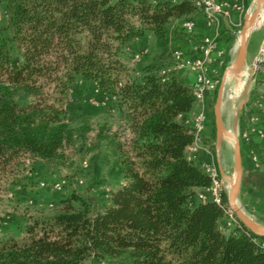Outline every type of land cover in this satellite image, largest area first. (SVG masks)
<instances>
[{"label":"trees","instance_id":"obj_1","mask_svg":"<svg viewBox=\"0 0 264 264\" xmlns=\"http://www.w3.org/2000/svg\"><path fill=\"white\" fill-rule=\"evenodd\" d=\"M3 1L0 208L7 186H31L25 160L64 159L77 84L112 102L126 128L99 130L110 173L123 181L102 208L77 193L62 198L53 215L29 218L22 236L0 240V264H264V236L242 224L222 230L228 195L222 205L198 198L212 180L188 154L195 82L184 69L123 60L148 35L167 47L168 26L201 13L192 0ZM246 109L241 118L250 120L256 112Z\"/></svg>","mask_w":264,"mask_h":264},{"label":"rangeland","instance_id":"obj_2","mask_svg":"<svg viewBox=\"0 0 264 264\" xmlns=\"http://www.w3.org/2000/svg\"><path fill=\"white\" fill-rule=\"evenodd\" d=\"M217 2L223 3L222 1ZM245 2L243 3L244 6L240 5L241 18L235 16L234 11L229 9V17L221 19V25L226 21L230 29L223 31L220 25V38L217 40V47L211 54V62L208 65L206 73L208 79L213 81L217 86H220L227 68L237 58L239 49H236V44L244 25L245 16L252 13L255 8V0H248L247 6H245ZM7 19L8 14L5 2L0 0V26L6 24ZM185 22V19L174 21L168 26L171 40L167 47H159L155 36L148 35L143 41H134L126 50L123 60L130 68L153 63L164 68H176L173 56L174 52L181 50L187 56V47L190 45V41L193 40V34L187 33L183 29ZM214 31H212V34L209 33L206 37L197 40L198 49H196V52H202L201 48H204L205 39L214 36ZM222 34L224 35L222 36ZM221 36H230V44L226 48L220 46ZM262 52H264V8L259 23L250 36L247 64L244 67L247 71L255 69L256 72L252 74L248 71L250 76L247 82L242 84L241 90L239 89L237 93L236 86L238 82L233 81L227 83L225 86L222 107L223 121L227 129L238 137L240 113L244 108H247V113L254 110L260 116H264V71L260 69L261 64L256 66L262 57ZM196 55L192 58L199 57ZM186 72L190 75L192 81L196 82L197 75L189 70H186ZM72 96L77 100L67 120L70 128L76 131L72 144L65 149V157L62 160L51 163L38 162L34 163V165H32V160H25L26 166L33 168L32 172L27 170L32 183L27 189L22 186H7L0 208L1 218L5 219L0 224V240L12 236H22L24 232L21 228L25 226L29 218L53 215L58 209L59 201L72 193L83 196L90 202L93 210H98L106 202V194L118 189L122 185L123 181L115 178L110 173L112 168L110 150L104 137L99 135V130L104 124L107 126V129L113 131L125 129L126 126L121 114L116 111L112 102L98 95L95 88L90 84H77ZM215 104L216 98L213 91L208 94L206 99L207 118L209 119H207V124L210 123L212 126V133H208L205 129L202 138L203 143L212 149V154L214 155H216L215 146L217 140L214 132ZM241 105H243L242 110H240ZM222 140L224 142L230 141L229 144L231 149H233L231 139L223 136ZM220 156L221 166L223 167L226 165L224 160L227 157V151H220ZM229 156L231 160V151ZM85 163L88 164V167L85 166ZM229 171L230 174L227 175V178H223V191L228 190L230 183V186L234 184L235 170L231 168ZM57 183L63 184L62 190L57 191L54 189ZM238 203L243 211H245L239 201V197ZM256 219H258L257 221L259 222L257 223L259 225L264 226V219L260 217ZM234 229L231 228L230 231L224 232L229 234ZM101 264L119 263L109 261Z\"/></svg>","mask_w":264,"mask_h":264},{"label":"built area","instance_id":"obj_3","mask_svg":"<svg viewBox=\"0 0 264 264\" xmlns=\"http://www.w3.org/2000/svg\"><path fill=\"white\" fill-rule=\"evenodd\" d=\"M156 1V0H153ZM193 4L200 10L203 17L207 20L209 28L215 30L214 36L208 37L204 41V48L202 49V57L196 60L188 59L181 50H176L173 54L174 60L176 62V69L189 70L197 75L196 82L194 84L193 94L195 97V115L193 119V132L195 135V141L193 145L189 148L188 154L190 159L196 160L199 156H212V149L203 143V134L207 125V109H206V99L207 94L213 92L217 85L208 79L207 69L211 62V54L217 47V40L219 36V28L221 25V19L224 17H229L228 10L232 8L240 9L239 4H224L219 3L217 0H192ZM195 21L188 20L183 24V29L187 33H192L195 29ZM168 74V72H164ZM259 116L255 115L251 117L250 121L254 125L251 132L239 133V139L243 143H250L252 134H257L259 137L264 138V129H259L256 124L259 122ZM88 167V164L85 163ZM205 172L210 176L212 180V185L198 193L199 200L206 202L211 200L218 205H222L223 192L229 194L231 184H229L228 190L223 191V177L219 170V167L215 164L208 165L202 164ZM62 183H57L54 189L60 191L63 189ZM240 221L238 220L234 210L229 206L225 209V219L222 222V230L230 231L231 228H237L240 226Z\"/></svg>","mask_w":264,"mask_h":264},{"label":"crops","instance_id":"obj_4","mask_svg":"<svg viewBox=\"0 0 264 264\" xmlns=\"http://www.w3.org/2000/svg\"><path fill=\"white\" fill-rule=\"evenodd\" d=\"M222 1L225 4H239V6L248 0H217ZM244 6V5H243ZM233 10L234 15L241 18L240 9H235L233 6L231 8ZM243 12V11H242ZM232 21L230 20V23ZM195 29L192 32L193 40L190 41V45L187 47L186 57L190 60H196L202 57V52H196L198 49V45L196 44L201 38L206 37L209 33H213V29L208 27L207 20L200 13L195 18ZM232 24V23H231ZM225 28H224V27ZM223 27V29H222ZM230 29L228 27V22H224L221 25V30ZM224 34H222L223 36ZM228 35V33H226ZM221 36V37H222ZM230 36H225L221 38L220 46L222 48H226L230 44L229 41ZM220 38V37H219ZM219 46V48H220ZM194 48V49H193ZM195 51V53H194ZM198 55L197 58L195 55ZM196 55V56H197ZM216 63V62H215ZM254 111V110H253ZM258 111V110H257ZM256 112V111H255ZM242 113V112H241ZM240 113V115H241ZM195 115V110L188 115L187 123L193 125V119ZM259 116V122L256 124V127L259 129H264V116H260L257 112L254 114ZM209 120V119H208ZM208 122V121H207ZM239 133L242 132H251L254 125L251 123L249 119H243L240 116V124H239ZM206 130L208 133H212V126L207 124ZM242 147V165H243V173L241 180V187L239 193V201L243 206L246 214L250 216L256 223L258 217L264 219V138L259 137L257 134H252L251 141L248 144L243 143ZM216 155L212 156H199L196 160L201 162L202 164L212 165L215 164L219 167L221 175L223 178H226L227 175L230 174V169H234V148L231 149L229 142H224V140L218 141L216 140L215 146ZM220 151L226 152L227 157H225V163L223 167L221 166V156ZM230 151L232 154V158L230 160Z\"/></svg>","mask_w":264,"mask_h":264},{"label":"water","instance_id":"obj_5","mask_svg":"<svg viewBox=\"0 0 264 264\" xmlns=\"http://www.w3.org/2000/svg\"><path fill=\"white\" fill-rule=\"evenodd\" d=\"M258 2H259V6L257 7V9L252 14H247L245 16L244 25L241 30V33L243 35V40L241 41L240 46L238 48L239 51H238L237 58L234 61V63L231 64V66L227 68L223 76V79L221 81V84L219 86L215 109H214V123H215L216 137H217L218 143L220 142L223 136L234 141V144H233L234 170H235L236 182L233 186H231L229 194H228L229 206L234 210L238 220L247 230H249L250 232L258 236H264V226L256 223L239 206L238 196L240 193L242 173H243L241 141L236 134H234L233 132L227 129V127L224 124L223 117H222V107H223L225 86H226V81H227V73L229 70L241 71L247 64L249 40L246 39V35L256 25L257 20L264 8V0H258ZM263 60H264V52H262V57L257 62L256 66L260 65L263 62ZM250 72L252 74H255L256 71L255 69H250ZM242 109H243V105L240 106V110Z\"/></svg>","mask_w":264,"mask_h":264},{"label":"bare ground","instance_id":"obj_6","mask_svg":"<svg viewBox=\"0 0 264 264\" xmlns=\"http://www.w3.org/2000/svg\"><path fill=\"white\" fill-rule=\"evenodd\" d=\"M258 6H259V2H258V0H255V3H254V7H255V8H254L253 12L257 9ZM253 12H252V13H253ZM252 13H250V14H252ZM262 13H263V11L261 12V14H260V16H259V18H258V20H257V23H256V25L253 27V29H251V30L247 33V35H246V39H247V40L250 39L251 34L254 32L255 28L257 27V25H258V23H259V19H260ZM242 40H243V35H242V33H240V37H239L238 42H237V44H236V49L239 48L240 43H241ZM234 61H235V60H234ZM234 61L232 62V64L234 63ZM248 71L250 72V70H248ZM248 71L245 70L244 68H243L241 71L229 70L228 73H227V81H226V84H227V83H231V82H233V81H234V82H238V83H237V86H236V93L239 92V89L241 90V86H242V84H245V83L247 82L249 76H250V74H249ZM231 72H233V73H231ZM233 91H234V89H233ZM243 91H244V90H243ZM229 142H230V141H229ZM231 142H232V145H233V144H234V141L232 140ZM235 182H236V176L234 177V184H235ZM234 184H233V185H234ZM233 185H232V186H233Z\"/></svg>","mask_w":264,"mask_h":264}]
</instances>
